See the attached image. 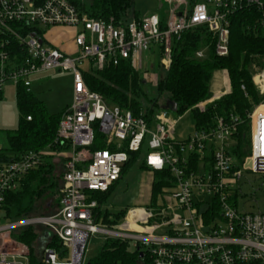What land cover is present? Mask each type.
Listing matches in <instances>:
<instances>
[{
    "label": "built area",
    "instance_id": "built-area-1",
    "mask_svg": "<svg viewBox=\"0 0 264 264\" xmlns=\"http://www.w3.org/2000/svg\"><path fill=\"white\" fill-rule=\"evenodd\" d=\"M164 3V24L156 15L115 25L113 20L87 17L68 0H0V100L9 82L32 92L30 77L39 72L70 71L74 78L73 101L63 112L56 140L69 150L54 154L64 163L56 212L17 220L2 215L5 195L20 189L25 176L43 164V154H24L0 169V264H30L31 249L14 238L28 229L38 234L35 245L45 264H86L93 237L128 242L133 249L147 253L152 264H264V212H240L239 193L233 187L243 171L264 175V56L252 65V82L260 99L247 112L250 154L242 162L234 153L241 124L237 117L216 116L211 129L196 130L180 142L176 137L179 122L191 110L177 116L154 107L148 117L149 108L145 111L142 105V113L135 115L107 104L85 83L84 74L123 61L140 72L143 53L150 50L161 54L159 66L167 72L174 40L194 30L210 36L217 57H227L232 17L246 9L262 13L264 25V0ZM51 28L74 31V52L50 45L46 30ZM209 46L196 52V58H205ZM86 62L89 68L85 70ZM221 77L220 90L193 110L204 113L209 105L231 93L228 73L224 71ZM142 78L145 86L152 85L149 74ZM242 90L245 92L244 86ZM96 130L106 136V145L112 149L89 150ZM3 148L0 142V152ZM135 153H146L143 163L151 171H170L174 185L163 190L157 208L132 209L122 222L103 223L97 219L99 204L94 194L113 187ZM195 158L200 160L192 168ZM247 162L251 168L245 167ZM203 205L206 210L201 212ZM158 208L161 210L155 213ZM174 209L178 213L167 215Z\"/></svg>",
    "mask_w": 264,
    "mask_h": 264
},
{
    "label": "trees",
    "instance_id": "trees-1",
    "mask_svg": "<svg viewBox=\"0 0 264 264\" xmlns=\"http://www.w3.org/2000/svg\"><path fill=\"white\" fill-rule=\"evenodd\" d=\"M68 1L87 17L104 21L113 20L115 25L129 20H141L135 7V0ZM166 10L165 6L159 14L163 24L166 19ZM261 14L256 9H246L232 17L230 53L224 58L214 54L212 40L203 30L184 33L180 40H174L172 65L166 75L160 77L158 85V92H167L168 100L176 105L177 116H183L191 110L190 115L196 130L211 129L216 116L228 118L233 115L237 117L241 124L237 136L238 146L234 153L239 162H242L250 154V126L247 112L260 99L252 82L251 72L252 65L258 61L257 57L264 56V25L260 21ZM10 42L12 47L14 46L13 49L18 51L11 38ZM207 45H210L207 56L197 59L196 52ZM15 51L14 53H16ZM157 55L159 66L161 54L157 52ZM224 71L230 78L231 93L209 105L204 113L193 110L197 104L212 97L216 91L212 87L213 79L215 75H222ZM84 80L87 87L101 95L107 104L130 110L135 115L142 113V99L147 96L144 92V80L129 62L123 61L118 66H109L102 71L86 73ZM242 86L245 87V92L242 90ZM16 100L20 114L19 126L16 131L6 133L4 148L0 152V169L5 164L17 161L24 154L30 152L43 154L44 162L39 168L25 176L17 192L5 195L2 215L4 219L8 220L48 216L40 213L41 208L44 205L53 209L58 207L64 174L63 160H61L63 171L58 174L57 166L52 163L51 158L55 153L69 150L67 146L56 142L64 111L59 115L50 114L45 104L39 101L33 92L28 93L22 86L17 87ZM155 107L157 108V106ZM153 112L154 107L153 109L149 108L147 116L150 117ZM28 117L31 120H28ZM109 148L106 145V136L96 130L94 143L89 150L96 152ZM139 157L140 153L130 155L129 162L123 167L121 179ZM199 160L200 158L194 159L192 168H196V163ZM141 167L150 170L145 163H142ZM152 172L153 183L148 206L157 208L158 197L163 193V190L171 189L174 181L168 170ZM116 184L106 192L94 194L93 198L99 204V208L96 209L97 219L103 223L117 224L125 216L124 212L113 214L116 220H108L112 214L102 213V207L107 203ZM52 214L54 213L49 215ZM14 238L31 249L30 264H45L37 253L35 243L38 234L35 229L16 233ZM86 264H152V260L147 253L133 249L128 242L105 240L98 254L89 259Z\"/></svg>",
    "mask_w": 264,
    "mask_h": 264
},
{
    "label": "rangeland",
    "instance_id": "rangeland-1",
    "mask_svg": "<svg viewBox=\"0 0 264 264\" xmlns=\"http://www.w3.org/2000/svg\"><path fill=\"white\" fill-rule=\"evenodd\" d=\"M166 4L164 0H135V7L138 11L141 19H147L151 16L160 14V10L164 8ZM66 29L51 28L46 30L48 42L50 45L61 47L65 49V52L72 53L73 47L71 42L73 39V33L64 31ZM49 45V44H48ZM89 68V63L86 62L84 69ZM143 77L148 74L151 76L152 85H146L144 92L147 94L143 97L142 104L145 111L148 108L157 106L162 108L168 101L167 92H158V85L160 77L166 75V71L160 69L158 66V55L150 50L144 52L142 56V68L139 72ZM222 75H215L213 79V89H216V85L221 87ZM32 83V92L39 101H42L47 110L52 115L61 114L73 101V87L74 78L70 71L64 70H48L39 72L30 77ZM17 86L13 82H9L4 86L3 95L0 100V142H5V136L7 132L16 131L19 126V110L17 106ZM155 107V110H157ZM196 132L194 121L191 115H184L179 122L176 137L180 142L187 141ZM146 153L140 155L137 162L128 169L123 178L116 184L114 191L111 193L107 203L102 207V213L108 212L112 214L108 220H116L113 214L125 213L128 211L140 207H149L147 202L150 199V185L152 180L151 170L142 169L141 164L145 159ZM52 163L57 166L56 172L60 174L63 169L61 166L60 157L52 155ZM233 187L239 193L237 200V209L240 212L258 213L264 212V175L255 174L251 171H243V177L240 182L233 184ZM166 202L171 206L173 201L170 197H166ZM60 200V199H59ZM59 203V201H58ZM173 206V205H172ZM56 209L49 208L44 205L41 208L40 213L49 215L55 213ZM161 209H154L155 213ZM206 210V206L203 205L200 208L201 212ZM174 213H178V210H169V216H173ZM124 216V217H125ZM123 217V218H124ZM118 220V218H117ZM119 222H122L119 221ZM109 224V223H108ZM103 241L98 237H93L90 240L88 250L86 253L87 260L95 257L102 245Z\"/></svg>",
    "mask_w": 264,
    "mask_h": 264
},
{
    "label": "water",
    "instance_id": "water-1",
    "mask_svg": "<svg viewBox=\"0 0 264 264\" xmlns=\"http://www.w3.org/2000/svg\"><path fill=\"white\" fill-rule=\"evenodd\" d=\"M162 109L164 110V111H170V112H173V113H176V111H177V107H176V105L173 103V102H171V101H167L166 102V104L162 107ZM246 168H251V163L250 162H247V164H246V166H245ZM141 256H143V254H141Z\"/></svg>",
    "mask_w": 264,
    "mask_h": 264
},
{
    "label": "crops",
    "instance_id": "crops-1",
    "mask_svg": "<svg viewBox=\"0 0 264 264\" xmlns=\"http://www.w3.org/2000/svg\"><path fill=\"white\" fill-rule=\"evenodd\" d=\"M55 29H57V28H55ZM64 31H67V32H70V33H73V35H74V31L73 30H70V29H66V30H64ZM50 43H51V41H49ZM71 46L73 47V45L71 44ZM58 48H60V49H62V50H64L65 51V49L64 48H61V47H58ZM73 51H74V47H73ZM216 91H218V90H220V85H216ZM151 173V175H152V180H151V185H150V192H151V190H152V183H153V172H150ZM150 200H151V194H150V199H149V201L147 202V204L146 205H149V203H150ZM140 208H143V207H140Z\"/></svg>",
    "mask_w": 264,
    "mask_h": 264
}]
</instances>
